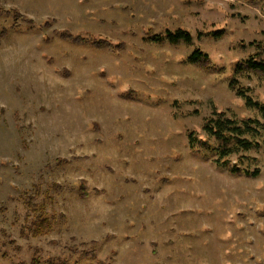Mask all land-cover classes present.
<instances>
[{"label":"rangeland","instance_id":"obj_1","mask_svg":"<svg viewBox=\"0 0 264 264\" xmlns=\"http://www.w3.org/2000/svg\"><path fill=\"white\" fill-rule=\"evenodd\" d=\"M263 41L264 0H0V264H264V118L229 86L264 104L235 71ZM212 117L261 123L230 156L259 176L215 163Z\"/></svg>","mask_w":264,"mask_h":264},{"label":"trees","instance_id":"obj_2","mask_svg":"<svg viewBox=\"0 0 264 264\" xmlns=\"http://www.w3.org/2000/svg\"><path fill=\"white\" fill-rule=\"evenodd\" d=\"M21 19H25L24 15L20 16ZM61 36L64 38L72 39L77 43H81L83 41L89 42L93 45L103 46L108 45L112 46L111 43L104 39L91 40L81 36H73L68 34L66 31H62ZM153 41L162 43L164 41H168L173 44H192L193 36L187 30H178V31H166L165 35H155ZM248 46H252L255 49V52L249 55L246 59L238 62L235 66V71L237 73L248 72V73H256L260 78L264 79V41L257 43H250ZM114 47V46H112ZM210 57L208 53L196 49L192 52L189 57V61L193 64L197 65H208ZM230 88L236 91L237 95L244 98L246 101V105L249 107L257 108L263 115L264 118V104H260L255 101L249 94L247 89L240 86L238 80L232 79L229 84ZM261 123L254 119H249L242 124H239L236 120L230 118H209L206 120L203 128L211 137L215 138L216 146L208 143L202 142L201 145L209 149L213 154L217 155V159L215 163L226 169L231 174H244L250 177H257L260 175V169L256 168L254 170H250L248 168H242L240 164H242L245 160L248 159L247 156L242 157L240 164L232 163L230 160V156L235 149L248 151L251 149L260 148V143L254 140H251L246 135H259ZM191 147H195L197 141H195L191 137ZM195 141V142H194ZM200 143V142H199ZM47 220L43 216H39L35 225L34 235H42L46 228Z\"/></svg>","mask_w":264,"mask_h":264}]
</instances>
